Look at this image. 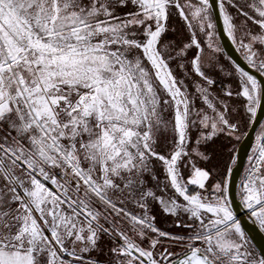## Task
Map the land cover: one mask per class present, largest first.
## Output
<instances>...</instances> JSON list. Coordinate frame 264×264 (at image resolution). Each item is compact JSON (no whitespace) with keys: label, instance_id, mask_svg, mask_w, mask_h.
<instances>
[{"label":"snow or ice","instance_id":"6c2138e0","mask_svg":"<svg viewBox=\"0 0 264 264\" xmlns=\"http://www.w3.org/2000/svg\"><path fill=\"white\" fill-rule=\"evenodd\" d=\"M258 111L264 0H0V264H264Z\"/></svg>","mask_w":264,"mask_h":264},{"label":"water","instance_id":"95a60500","mask_svg":"<svg viewBox=\"0 0 264 264\" xmlns=\"http://www.w3.org/2000/svg\"><path fill=\"white\" fill-rule=\"evenodd\" d=\"M218 38L224 52L229 56V58L240 63L241 66L245 67L246 70L251 71V69H248L247 65L242 60L240 53L235 50V46L232 45L231 41L228 39L226 34H224L222 30V25H218ZM263 118L264 111H258L256 120L250 123L249 127L247 128L245 134L243 135L242 139L240 140L237 146L235 154L237 164L235 166L234 186L232 188L234 194L237 192L238 181L241 176L247 154L252 145L255 132L261 124ZM234 200V210L238 216V219L241 221L243 229L253 238L257 249L259 251H264V231L260 230L258 224L253 222V218H251L246 212V210L240 205L238 196L234 195Z\"/></svg>","mask_w":264,"mask_h":264},{"label":"rangeland","instance_id":"374dc122","mask_svg":"<svg viewBox=\"0 0 264 264\" xmlns=\"http://www.w3.org/2000/svg\"><path fill=\"white\" fill-rule=\"evenodd\" d=\"M218 42H219V44H220L219 38H218ZM220 45H221V44H220ZM221 55H222V58L225 60L226 63H230V62H231L230 59H229V57H227L226 54L224 53V50H223V53H222ZM249 125H250V124H248V126H247L245 129H243L240 140L242 139V137H243V135L245 134V132H246L247 128L249 127ZM260 131H261V129H260V125H259V127L257 128V130H256L255 133H259ZM240 140H239V141H235V140H234V141L232 142V145H231V151H232V153H233L234 156H235L236 148H237V146H238ZM162 226H164V227H170V225L167 224V223H164ZM245 232H246V231H245ZM246 234H247V237L249 238L251 244L254 246V248H255L256 250H258L257 247H256V245H255V243H254L253 238H252L247 232H246Z\"/></svg>","mask_w":264,"mask_h":264},{"label":"built area","instance_id":"2783aa9c","mask_svg":"<svg viewBox=\"0 0 264 264\" xmlns=\"http://www.w3.org/2000/svg\"><path fill=\"white\" fill-rule=\"evenodd\" d=\"M262 123H264V118H263L261 124H262ZM256 135H257V133H255V135H254V139H253L252 145H251V147H250V150H249V152H248V154H247L246 161H245V164H244V167H243V170H242V173H241L240 178L244 175L245 169L248 167V156L251 154L252 147H253V145H254V143H255V137H256ZM240 178H239V181H240ZM239 181H238V184H239ZM237 190H238V189H237ZM238 198H239V197H238ZM246 212H247V211H246ZM247 213H248V212H247ZM248 215H249V214H248Z\"/></svg>","mask_w":264,"mask_h":264},{"label":"trees","instance_id":"16d2710c","mask_svg":"<svg viewBox=\"0 0 264 264\" xmlns=\"http://www.w3.org/2000/svg\"><path fill=\"white\" fill-rule=\"evenodd\" d=\"M225 53V52H224ZM226 54V53H225ZM227 57H229L227 54H226ZM232 145V144H231ZM231 145L228 146L227 149H224L225 151H231ZM213 148L216 150V151H219L221 149V144L220 142L218 141L216 145L213 146ZM237 149V148H236ZM236 154V153H235Z\"/></svg>","mask_w":264,"mask_h":264},{"label":"bare ground","instance_id":"6f19581e","mask_svg":"<svg viewBox=\"0 0 264 264\" xmlns=\"http://www.w3.org/2000/svg\"><path fill=\"white\" fill-rule=\"evenodd\" d=\"M247 211V210H246ZM263 249H264V246H263Z\"/></svg>","mask_w":264,"mask_h":264}]
</instances>
